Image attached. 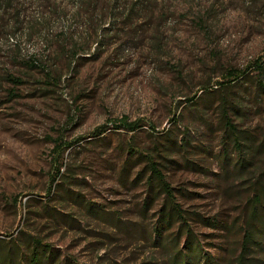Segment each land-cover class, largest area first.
<instances>
[{
	"label": "rangeland",
	"instance_id": "rangeland-1",
	"mask_svg": "<svg viewBox=\"0 0 264 264\" xmlns=\"http://www.w3.org/2000/svg\"><path fill=\"white\" fill-rule=\"evenodd\" d=\"M262 57L264 0H0V241L32 237L76 264H169L189 230L235 264L264 173ZM229 71L246 75L229 84ZM224 108L253 144L240 156ZM150 162L184 219L167 230ZM256 241L250 264H264V231Z\"/></svg>",
	"mask_w": 264,
	"mask_h": 264
},
{
	"label": "trees",
	"instance_id": "trees-1",
	"mask_svg": "<svg viewBox=\"0 0 264 264\" xmlns=\"http://www.w3.org/2000/svg\"><path fill=\"white\" fill-rule=\"evenodd\" d=\"M254 68L264 75V57L260 58L255 64ZM246 72L229 71L227 72L228 81H237L240 78H244ZM259 88H264V84L261 80L256 82ZM220 124L222 126L224 138L231 142L235 152L238 156L241 155L242 149H252V142L246 132L238 129L237 125L232 123L229 118L227 110L224 108L221 117ZM128 133H133L140 128L138 123L133 124H121ZM105 128L96 129L91 135L92 137H99L105 132ZM264 145V140L262 145ZM54 153H56L55 162V177L61 178V168L63 167L62 154L68 147H64V143L58 141L54 145ZM70 148V147H69ZM241 168H243L244 160L240 158ZM150 177L148 179L150 188H157L161 194L165 196V207L160 211L159 221L157 226L162 228L161 230H167L172 224L184 219L180 215L178 206L173 202L172 192L164 176L161 174L157 165L150 162L148 165ZM152 181V182H151ZM252 198L246 211L245 226L246 230L243 232L240 252L235 259V264H250L252 261L249 259V253L251 250L258 249L259 244L256 239L260 232L264 231V173H261L260 178L252 184ZM160 194V193H159ZM168 205V206H167ZM167 206V210H166ZM185 223L179 227L184 229ZM160 230V229H159ZM158 229L155 232L159 233ZM187 233V242L185 247L181 250H176V247L172 251V256L169 258V264H200L201 260L203 264H220L215 258L209 254L204 253L202 247L197 241H194L189 234V230H185ZM175 242V241H173ZM195 244V245H194ZM175 246V245H174ZM0 264H76L71 260L60 259V256L50 247L43 244L40 240L27 237L20 245L16 242H3L0 241Z\"/></svg>",
	"mask_w": 264,
	"mask_h": 264
}]
</instances>
